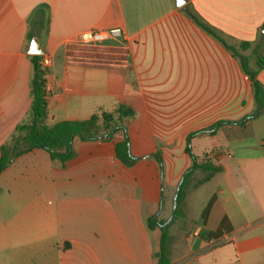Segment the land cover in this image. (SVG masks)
I'll use <instances>...</instances> for the list:
<instances>
[{
	"label": "crops",
	"instance_id": "crops-1",
	"mask_svg": "<svg viewBox=\"0 0 264 264\" xmlns=\"http://www.w3.org/2000/svg\"><path fill=\"white\" fill-rule=\"evenodd\" d=\"M40 13L44 26L35 37L53 59L45 72L49 125L114 113L120 105L139 109L145 134L175 151L178 190L192 165L186 139L206 130L191 140L193 153L222 171L208 181L194 174L173 240L170 235L171 264H264V117H254L252 82L241 61L256 71L264 58V0H186L182 6L176 0H0V156L32 107L29 32ZM117 27L123 36L97 44L80 39ZM243 43L249 47L241 49ZM256 79L264 86V68ZM135 118L134 112L128 122ZM243 119L244 126L232 124ZM221 121L228 123L212 128ZM247 136L254 151L238 153ZM112 137L75 139V157L65 166L34 149L0 173V262L66 264L74 242L69 238L61 248V213L72 202L90 205L86 193L72 190L74 170L98 155L126 168L138 165L117 159L124 133ZM148 162L160 194V163L156 157Z\"/></svg>",
	"mask_w": 264,
	"mask_h": 264
},
{
	"label": "rangeland",
	"instance_id": "rangeland-1",
	"mask_svg": "<svg viewBox=\"0 0 264 264\" xmlns=\"http://www.w3.org/2000/svg\"><path fill=\"white\" fill-rule=\"evenodd\" d=\"M134 112L136 118L131 122L125 120L124 125L129 137L130 154L139 161L137 166L126 168L115 159L105 160L98 155L74 170L77 181L72 190L86 193L90 205L72 202L61 213V230L57 236L62 239L61 248L65 249L69 245V238L74 242L66 264H157L156 252L160 247L161 232L158 228L156 231L149 228L148 220L152 211H155L153 216L159 221L169 224L173 240V226L180 222L178 218L173 220L174 212L182 208V203L176 205L175 202L178 184L173 187L175 151H165L164 144L152 135L145 134L140 116L142 113L139 109ZM112 136L103 134L98 140L110 141L113 140ZM242 142L236 150L238 153L254 151L252 136H247ZM200 148V145L196 146L199 155L202 151ZM163 156L172 160V163L167 165ZM155 157L160 163L163 179L160 194L158 179L150 178L147 169L148 161L154 162ZM204 175V172H198L199 178ZM202 200L198 199L194 206L200 207ZM0 264L9 263L2 261ZM27 264L55 263L35 261Z\"/></svg>",
	"mask_w": 264,
	"mask_h": 264
},
{
	"label": "trees",
	"instance_id": "trees-1",
	"mask_svg": "<svg viewBox=\"0 0 264 264\" xmlns=\"http://www.w3.org/2000/svg\"><path fill=\"white\" fill-rule=\"evenodd\" d=\"M194 19L209 34L219 39L235 56L239 55L238 49L226 44L211 29L200 23L196 18ZM31 26L29 39L40 34L44 26V14L40 13L37 19L32 22ZM262 36L264 38V34ZM248 47L249 43H243L240 48L244 50ZM31 60L34 68L30 84L32 107L28 118L16 127L10 139L1 148L0 173L7 169L15 159L34 149L46 151L51 159L58 160L65 166L75 157L73 149L75 139L78 138L83 142L95 141L103 134L113 135L119 131L124 133V140L116 145L117 159L127 167L134 166L136 159L130 154L128 146L129 137L126 126L124 125L125 120L133 117V110L125 105H120L114 113L103 112L101 115H93L88 120L64 121L55 125H49L45 72L39 65L40 56H32ZM241 61L244 71L252 82L255 103L258 109L254 117H258L264 113V86L256 79V76L264 68V58L259 57L258 69L256 71L249 68L244 57H241ZM246 122L247 120L243 119L232 124L244 126ZM225 123L228 122H218L212 128H217ZM205 131L193 132L186 139L185 153L191 158L192 165L182 175V181L177 192V204L183 202L193 176L197 171L204 172V181H208L214 174L222 171V167L211 163L208 156L199 159L193 153L191 140ZM157 159L160 161V157L157 156ZM181 216V209L177 208L174 212L173 220ZM148 223L151 230L158 228L161 232L160 247L156 253L157 264H171L169 224H165L164 221H159L155 216L150 217Z\"/></svg>",
	"mask_w": 264,
	"mask_h": 264
},
{
	"label": "built area",
	"instance_id": "built-area-1",
	"mask_svg": "<svg viewBox=\"0 0 264 264\" xmlns=\"http://www.w3.org/2000/svg\"><path fill=\"white\" fill-rule=\"evenodd\" d=\"M124 35V31L122 28H112L107 30H90L83 34H81L80 39L84 43L88 44H97L102 43L108 39L115 38V37H121ZM53 59L49 55H41L39 60L40 68L46 72L47 69L52 65Z\"/></svg>",
	"mask_w": 264,
	"mask_h": 264
},
{
	"label": "water",
	"instance_id": "water-1",
	"mask_svg": "<svg viewBox=\"0 0 264 264\" xmlns=\"http://www.w3.org/2000/svg\"><path fill=\"white\" fill-rule=\"evenodd\" d=\"M186 0H176V4L177 6H182L183 4H185ZM264 33V31H263ZM28 53L30 55L33 56H41L45 54V50L42 48L41 44H40V40L39 37H34L31 41L30 44V49L28 51ZM176 205H177V197L175 199Z\"/></svg>",
	"mask_w": 264,
	"mask_h": 264
}]
</instances>
